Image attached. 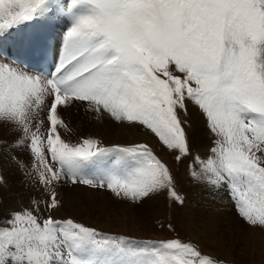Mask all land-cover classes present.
<instances>
[{"label":"snow or ice","instance_id":"snow-or-ice-1","mask_svg":"<svg viewBox=\"0 0 264 264\" xmlns=\"http://www.w3.org/2000/svg\"><path fill=\"white\" fill-rule=\"evenodd\" d=\"M29 24L16 57L0 56V123L21 134L13 147L32 154L49 198L0 218V264H216L180 239L140 243L54 217L61 182L184 203L149 144L65 142L58 106L75 101L150 130L178 161L191 155L184 117L197 106L217 139L193 178L226 188L240 219L264 229V0H0V40ZM66 24L54 70L30 69L21 57L43 59ZM108 156L111 166L81 175Z\"/></svg>","mask_w":264,"mask_h":264},{"label":"rangeland","instance_id":"rangeland-1","mask_svg":"<svg viewBox=\"0 0 264 264\" xmlns=\"http://www.w3.org/2000/svg\"><path fill=\"white\" fill-rule=\"evenodd\" d=\"M75 102H78L75 105L78 108L70 104L66 107L58 106L57 115L62 123L57 126V130L65 142L70 145L79 144L76 142L78 134L72 133L69 127L78 130L81 126L89 128L92 140L100 146L112 148L149 144L154 154L170 169L176 190L184 198V203L181 205L174 201L166 190L145 199L142 203H136L118 198L105 189L61 182L64 187L59 185L60 183L54 187L61 205L52 213L55 218H71L85 226L94 227L103 234L136 242L173 238L186 243L193 241L202 254L214 259L216 264H264V229L250 227L240 219L233 202L227 199L226 188L214 187L210 191L206 190L201 198H192L196 193L192 190L190 182L198 185V188V183L201 182L193 178V173L201 171V161H207L211 156V149L216 146L217 139L209 131L206 118L197 106L191 102L187 104V107H192L199 116V122L188 108L187 116L184 117L191 155L181 156L178 161L176 156L180 155L179 152L168 149L150 130L128 122L116 121L106 112L100 113V118L93 105ZM198 130L202 138L199 137L200 144L196 145L198 137L195 133ZM46 133L47 128L42 126L41 134ZM20 138L21 134L16 131L14 125L0 123V176L4 177L3 183H0V218L12 210L30 206L32 201H40V207L44 208L43 202L49 198V192L41 194L45 190L37 183L39 176L36 174L35 162L29 155L31 153L24 147H13ZM84 139L87 138L80 142ZM106 158L111 159V156ZM4 165L8 169L7 173L3 172ZM17 172L15 176L19 181L14 184L18 189H5L8 175Z\"/></svg>","mask_w":264,"mask_h":264},{"label":"bare ground","instance_id":"bare-ground-1","mask_svg":"<svg viewBox=\"0 0 264 264\" xmlns=\"http://www.w3.org/2000/svg\"><path fill=\"white\" fill-rule=\"evenodd\" d=\"M65 19H67V18H65ZM68 25L66 24L65 26H58L55 30H54V35L52 36V38L56 41V43H57V46L60 44V41H61V38H62V34H63V30H64V28L65 27H67ZM0 42H1V40H0ZM16 46H15V43H13V44H10L9 42H8V44H5V43H2L1 42V44H0V50H3V52H4V54H6V56H7V58L9 59V58H14L15 57V53H16ZM77 103L78 102H72V103H70V105H72L73 107H76L75 105H77ZM69 104H66V105H64V107H66V106H68ZM76 108H78V107H76ZM191 112H192V114H193V116H194V118H195V120H198V122H199V116L195 113V111L194 110H192V107H190V106H188L187 107ZM100 113H99V117H100ZM94 117V116H93ZM101 118V117H100ZM110 119V118H109ZM112 119V118H111ZM94 120H95V117H94ZM79 122V121H78ZM100 122V121H99ZM103 123V122H102ZM114 123V122H113ZM119 123V122H118ZM97 124V123H96ZM204 124V123H203ZM93 125V124H92ZM74 126V125H73ZM78 128V127H77ZM128 128V127H127ZM193 128V127H192ZM87 129V127L86 128H81V126H80V128L78 129V130H75V127L72 129V127H69V130L72 132V133H77L78 135L76 136V142H79V144L81 143L80 141L83 139V138H87V139H92V136L90 135L91 133L89 132V128L87 129V131H85ZM194 129V128H193ZM74 130V131H73ZM121 130V129H120ZM85 131V132H84ZM116 131V130H115ZM114 132V131H113ZM93 135H95V134H93ZM112 135V134H111ZM118 134H116V136H117ZM195 135L198 137V139L196 140V142H195V144L196 145H199L200 144V138L199 137H201V134L199 133V130L195 133ZM115 136V137H116ZM120 136V135H119ZM107 137V136H106ZM118 137V136H117ZM122 137V136H121ZM126 137V136H125ZM124 137V138H125ZM65 138V137H64ZM202 138V137H201ZM66 139V138H65ZM107 139H109V138H107ZM123 139V138H122ZM130 139V138H129ZM137 139H138V137H137ZM102 140H104V139H102ZM203 140H206V139H203ZM95 141V140H94ZM105 141V140H104ZM127 141V140H126ZM106 142V141H105ZM113 142V141H112ZM117 143H122V142H119V141H116ZM101 143V142H100ZM107 144V143H106ZM114 144V143H113ZM116 145V144H115ZM102 147H105L104 145H101ZM109 146V145H108ZM126 147V146H125ZM106 148H109V147H107L106 146ZM199 153H200V151H199ZM30 156H31V158H32V155L31 154H29ZM114 158V157H113ZM33 159V158H32ZM163 159V158H162ZM5 161V158H4V160L2 161V163ZM101 162H105V164H106V167H104V168H108L109 166H111V164L114 162V159L113 160H111L110 158H104ZM18 168V167H17ZM3 169H4V171L3 172H6L7 173V171H8V169H7V167L4 165V167H3ZM95 167L94 166H90L89 167V169H88V174H92V173H94L95 172ZM99 169H103V168H101V167H99V168H97V170H99ZM10 170H11V172H12V167H10ZM16 171H17V169H16ZM10 172V171H9ZM185 172V171H184ZM97 173V172H96ZM96 173H94L93 175H95ZM18 174V172L17 173H11L10 175H8V177H7V182L5 183V189H8V188H17L18 189V186L16 185V184H14V182H17V181H19V179H17V177L15 176V175H17ZM36 174H38V172L36 173ZM186 176V175H185ZM6 177V176H5ZM4 178V177H3ZM4 181H5V179H4ZM38 184H40L39 182H37ZM64 183V182H63ZM63 183H60L59 185H62L63 187H64V184ZM199 184V188H198V185H196V184H194L193 185V183H191L190 182V185H192V190H195V192L194 193H196V196H193L192 198H193V200H195V199H198V198H201L202 197V194H204L205 192H206V190H212V189H214V187L213 186H211V185H209V184H207V183H205V182H203V181H201V182H199L198 183ZM61 186V187H62ZM64 189V188H63ZM223 189H225V188H223ZM62 190V189H61ZM106 190V189H105ZM10 191V190H9ZM12 191H14V189L12 190ZM107 191H109V192H111L110 190H107ZM199 191L201 192V193H199ZM17 192V191H16ZM46 193V191H42L41 192V194H45ZM112 193V192H111ZM58 197V196H57ZM18 198V197H17ZM44 200H46L45 199V197H44ZM144 202V201H143ZM189 209H190V207H189ZM233 223H235V220H233ZM257 230V229H256ZM252 232V231H251ZM214 245V244H213ZM216 245V244H215Z\"/></svg>","mask_w":264,"mask_h":264}]
</instances>
